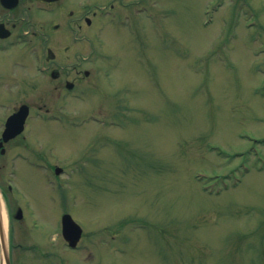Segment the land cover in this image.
I'll return each mask as SVG.
<instances>
[{
	"label": "rangeland",
	"instance_id": "374dc122",
	"mask_svg": "<svg viewBox=\"0 0 264 264\" xmlns=\"http://www.w3.org/2000/svg\"><path fill=\"white\" fill-rule=\"evenodd\" d=\"M87 1L103 0L64 3ZM111 1L90 53L97 104L31 92L10 177L26 218L13 223L18 253L29 264H264V0ZM40 160L65 167L61 179ZM62 194L83 228L76 250L60 236Z\"/></svg>",
	"mask_w": 264,
	"mask_h": 264
},
{
	"label": "flooded vegetation",
	"instance_id": "af4514ba",
	"mask_svg": "<svg viewBox=\"0 0 264 264\" xmlns=\"http://www.w3.org/2000/svg\"><path fill=\"white\" fill-rule=\"evenodd\" d=\"M64 2L65 0H0V106L5 112L4 117L0 118V202L1 210H5L0 213V220L2 221L4 214L9 249V260L0 264H27V261H23L25 257L18 253L19 250H24L22 246L25 236L16 235L13 231L14 222H19L21 226L26 222L24 206L12 196L10 177L15 172L16 152L13 148L18 145L17 141H22L25 137L23 132L32 108V90L41 92L38 95L40 99L45 97L44 92L48 93L50 90V93H55V100L62 106L65 97L71 95L76 99L85 98L101 82L97 73L95 74L99 63L93 60L90 53L95 49V19L99 15V8L107 6L102 2L87 1L79 8L77 2ZM115 3L116 0H112L108 7L114 8ZM41 10L51 11L61 16V19L33 21L32 18L37 19L36 14ZM56 34L59 35L55 36ZM85 49L89 50V54L80 57V51ZM33 62L39 63L40 72H33ZM17 94L20 95L18 100ZM22 103L29 106L23 131L3 140L1 136L7 117ZM37 108L44 112L50 110L45 102L37 105ZM18 209L21 211L19 217L16 216ZM21 231L19 227V232Z\"/></svg>",
	"mask_w": 264,
	"mask_h": 264
},
{
	"label": "water",
	"instance_id": "95a60500",
	"mask_svg": "<svg viewBox=\"0 0 264 264\" xmlns=\"http://www.w3.org/2000/svg\"><path fill=\"white\" fill-rule=\"evenodd\" d=\"M27 115V107L22 105L18 111L12 115L9 116L6 122V129L4 133H8L9 136H13L17 133H19L23 128V121ZM59 169L56 168V172H58ZM62 232L63 236L66 240H68L70 245H75L78 238L81 234V228L80 226L75 223L71 216L69 214H64L62 216ZM0 243L3 255L5 257V260H8V254H7V247H6V241H5V235L3 233V230L0 227Z\"/></svg>",
	"mask_w": 264,
	"mask_h": 264
}]
</instances>
